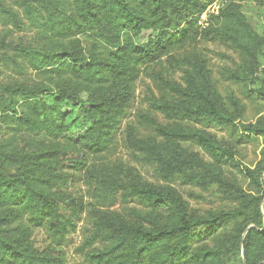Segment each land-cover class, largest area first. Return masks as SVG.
I'll return each mask as SVG.
<instances>
[{
    "label": "trees",
    "instance_id": "16d2710c",
    "mask_svg": "<svg viewBox=\"0 0 264 264\" xmlns=\"http://www.w3.org/2000/svg\"><path fill=\"white\" fill-rule=\"evenodd\" d=\"M239 1L230 0L218 14L210 15L204 33L257 60L264 39L241 12ZM203 12L200 0H0V25L5 28L28 27L58 44L87 35L109 51L108 60L88 61L65 46L8 41L10 32L2 38V59L15 72L64 67L87 84L88 99L63 88L55 92L45 84L0 80V209H10L0 217V264H64L60 246L87 212L84 198L64 188L77 182L122 192L164 214L162 218L134 210L100 214L85 243L89 264H228L229 254L220 245L194 249L227 228L230 254L239 255L237 264H264V160L255 169L241 166L223 143L184 122L241 132L240 138L249 140L264 138V123L236 125L218 102L204 64L183 71V83L161 79L172 99L152 98L150 104L172 123L162 125L146 117L163 142L146 139L134 144L154 164L162 182L216 184L233 206L205 216L194 214L170 186L107 181L96 177L89 165L91 156L108 148L114 125L127 114L135 69L183 45L197 23L193 18ZM230 76L239 79L233 72ZM255 92L264 97V89ZM5 128L11 137L1 140ZM76 128L82 133L73 137ZM177 143L196 145L209 161L173 145ZM224 166L237 169L249 180L250 189L227 178ZM20 220L44 230L54 245L40 251L25 232H13L10 226Z\"/></svg>",
    "mask_w": 264,
    "mask_h": 264
},
{
    "label": "rangeland",
    "instance_id": "374dc122",
    "mask_svg": "<svg viewBox=\"0 0 264 264\" xmlns=\"http://www.w3.org/2000/svg\"><path fill=\"white\" fill-rule=\"evenodd\" d=\"M129 1L132 3V0ZM200 1L204 7V12L193 18L197 23L191 27L186 42L180 47L172 49L159 61L135 69L136 79L131 82L132 95L127 114L114 125L108 148L102 153L91 156L89 165L95 172L96 177L104 178L107 181H116L120 184L140 181L162 187L170 186L179 192L194 214L205 216L210 212L229 209L233 206V203L226 200L216 184L200 187L183 185L181 181L171 184L162 182L155 173L154 164L134 144V141L146 139L163 142V139L156 134L155 129L146 124L145 118L154 119L162 125L171 124L172 121L152 108L150 99H172L162 86L161 79L183 83V71L190 70L201 63L210 72V77L215 83L218 102L228 110L235 119L236 125L255 124L260 120L264 123V97L255 92L257 88L264 89V50L263 54L257 60H254L220 45L215 37L208 35V32L204 33L208 27L209 15L214 8L219 7L221 10L230 4V0ZM237 3L254 31L264 39V0H242ZM205 14L207 16L204 19ZM7 33L8 41L25 39L40 47L57 45L60 47L65 46L71 50L76 49L88 61L94 58L100 60H108L109 58V51L87 35L76 36L58 44L51 39L44 40L37 31L28 27L23 31H13L0 25V48L2 47V38ZM146 39L147 35H145L144 41ZM4 54L5 51L1 50L0 80L18 81L27 85L45 84L55 92L63 88L68 93L74 91L82 99H88V94L85 91L88 87L87 84L71 75L66 68L63 67L61 70L54 72L50 70L35 71L26 68L27 64L23 63L24 68H26L25 72L18 74L13 67L3 61L2 55ZM231 72L238 75L239 79L235 80L230 76ZM93 88L91 87V89ZM184 124L207 131L209 135L233 151L235 159L241 166L255 169L262 165L264 160V138L255 136L249 140L240 138L241 132L203 128L187 122H184ZM3 132L1 140H7L11 137V131L8 128H5ZM73 132V137H78L82 133V129L76 128ZM173 145L180 146L190 153L199 154L203 159L209 161L204 151L194 144L177 143ZM222 169L227 178L236 180L246 190L250 189L249 180L237 169L229 166H224ZM64 188H67L66 190L74 196L84 198L87 208V212L78 221L76 230L68 235L60 246L64 264H89L84 257L85 243L88 242L90 234L94 231V221L104 212L126 214L134 210L154 214L160 218L164 217L161 211L148 208L137 199L127 197L122 192L111 193L103 187L87 186L85 182H77ZM9 211L10 209H0V217L6 215ZM26 226L27 230H20ZM10 227L14 229L13 232L15 233L16 231L18 233L25 232L27 234L25 236L30 238L34 246L40 251L54 245L44 230L29 227L23 220L13 223ZM229 229L227 228L207 241L195 245L194 249L202 250L220 245L229 254L228 264H237L239 255L237 253L230 254L233 252V247L227 237L230 232ZM88 250L89 248L85 251ZM241 257L243 258V249Z\"/></svg>",
    "mask_w": 264,
    "mask_h": 264
},
{
    "label": "built area",
    "instance_id": "2783aa9c",
    "mask_svg": "<svg viewBox=\"0 0 264 264\" xmlns=\"http://www.w3.org/2000/svg\"><path fill=\"white\" fill-rule=\"evenodd\" d=\"M219 11H220V8H219V7H216V8H214V10L211 12L210 15H216V14L219 13ZM210 15H209V16H210ZM206 16H207V14H205V15L203 16V18L205 19Z\"/></svg>",
    "mask_w": 264,
    "mask_h": 264
}]
</instances>
